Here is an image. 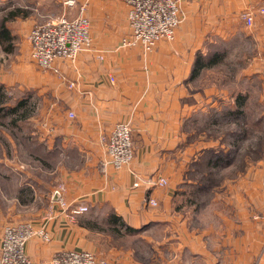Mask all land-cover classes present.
Wrapping results in <instances>:
<instances>
[{
	"label": "crops",
	"instance_id": "0c3cea01",
	"mask_svg": "<svg viewBox=\"0 0 264 264\" xmlns=\"http://www.w3.org/2000/svg\"><path fill=\"white\" fill-rule=\"evenodd\" d=\"M66 1L44 0L48 8L54 2L59 13L76 17ZM72 1L88 3L94 50L74 64H58L60 75L46 71L50 82L39 93L43 123L53 126L46 146L61 160L57 177L66 186L69 209L48 206L49 215L33 222L43 225L49 241L30 240L29 259L50 264L60 251L85 250L108 264H264V157L257 159L249 140L256 122L264 123V0H180L174 40L159 42L146 57L139 49L116 50L129 32L125 5ZM243 10L252 12V28L240 19ZM215 52L247 58L232 72L226 92L218 66L191 75L197 55ZM236 78L244 84L240 94ZM251 88L258 91L257 115L249 107ZM225 105L233 124L223 138L205 125L220 121ZM119 122H129L135 152L129 169L115 170L103 167L102 139ZM228 149L232 159L225 162ZM150 177H164L167 185L145 183ZM149 198L157 207L148 206ZM81 205L88 211L73 215L71 209ZM111 216L139 232L128 234Z\"/></svg>",
	"mask_w": 264,
	"mask_h": 264
},
{
	"label": "rangeland",
	"instance_id": "374dc122",
	"mask_svg": "<svg viewBox=\"0 0 264 264\" xmlns=\"http://www.w3.org/2000/svg\"><path fill=\"white\" fill-rule=\"evenodd\" d=\"M36 3L37 0H0V23L8 19L5 27L12 36L11 42L0 43V98L3 105L0 108V226L16 222L33 223L46 218L49 215L47 209L50 204V193L62 183L57 177L58 167L62 165L61 160L54 148L51 151L46 146V137L50 136L49 132L53 126L50 123H43L40 113L42 97L39 93L42 92L45 83L50 82L51 74L42 71L32 62L27 41L31 26L42 23L37 21V18L45 14L58 16L60 9L54 2V8L52 6L48 8L44 0L39 1L41 5L44 3L43 7ZM75 4L74 9L78 12L81 4ZM86 10L84 14L87 17ZM15 11H19L20 14L10 19L8 15ZM25 13L27 17L22 16ZM75 14H77L76 11L73 15ZM31 18L35 21L34 24ZM221 50H226L225 46ZM230 52L235 56L241 53L232 50ZM246 61V57L240 59L239 57H223V62L218 66L223 73L218 76L225 88L221 92H226L228 84L232 87V72L242 67ZM237 78L235 79L236 91L240 94L243 92L244 84ZM257 92L255 88L247 92L254 100L253 104L249 105L254 115H257L261 109L260 104L255 103ZM248 94L243 93L247 96ZM25 99L28 103L22 105V109L8 114L17 106V102ZM24 112H27L29 117L25 120L19 119L18 116ZM219 114L220 121L207 123L205 126L207 131L220 132L224 138L226 133L231 131L233 121L231 122L232 119L229 117L230 111L227 105L221 107ZM243 123L244 121L238 118L237 124L240 129L243 128ZM263 125L261 121L256 122L254 134L249 136L250 142L255 143L254 154L258 160L264 157ZM46 131L48 134H45ZM241 131V134L245 135V129ZM246 137L245 135L242 139L246 140ZM231 156L232 150L228 149V152L223 155L224 161L231 160ZM116 240L124 244L123 246L126 245L120 238ZM135 253L140 256L141 251L139 252L136 248Z\"/></svg>",
	"mask_w": 264,
	"mask_h": 264
},
{
	"label": "built area",
	"instance_id": "2783aa9c",
	"mask_svg": "<svg viewBox=\"0 0 264 264\" xmlns=\"http://www.w3.org/2000/svg\"><path fill=\"white\" fill-rule=\"evenodd\" d=\"M126 6V22L129 32L123 36L116 50L139 49L146 57L153 53L161 41L172 42L178 25L181 23L180 0H119ZM75 1L64 2L66 8L75 7ZM87 4L78 7L76 17L70 18L65 12L58 16L49 15L41 24L34 25L28 32V49L32 62L42 71H51L60 75L58 64H74L80 54L93 52L90 23L84 12ZM264 13V9L261 10ZM240 19L248 28L253 27V14L243 10ZM102 60L101 53L97 55ZM63 76H60V80ZM69 89L73 88L68 84ZM74 119L73 112L68 113ZM111 133L102 139L106 161L103 167L111 166L115 170L129 169L135 152L131 140L132 128L128 123H116ZM151 186L162 188L167 185L164 177L145 179ZM139 181L133 183L138 187ZM66 186L58 184L50 196L49 208H58L65 212L69 209L66 198ZM148 206L157 207L153 198L147 200ZM85 205L71 209L73 215L87 212ZM0 235V264H35L26 254L27 243L33 238L49 241L43 225L36 226L31 222H16L2 227ZM50 264H108L107 260L89 251L66 250L54 254Z\"/></svg>",
	"mask_w": 264,
	"mask_h": 264
},
{
	"label": "trees",
	"instance_id": "16d2710c",
	"mask_svg": "<svg viewBox=\"0 0 264 264\" xmlns=\"http://www.w3.org/2000/svg\"><path fill=\"white\" fill-rule=\"evenodd\" d=\"M19 11H15V12H11V14H9L8 16L11 18L17 17V15H19ZM22 16L27 17V14H23ZM8 19H6L4 22L0 23V43L3 42H11L12 36H10V33H8L7 28L5 27V22H7ZM225 53L223 52L222 54H220L219 52H215V53H211L208 54L206 56L203 55H197L195 58V64L192 70V78H194L201 70H207L208 68L211 67H215V66H219L221 62H223V57ZM2 98H0V108H2L1 106V100ZM25 103H28L27 100H20L19 102H17V106L13 109H11V111L8 112V114H13L16 111H18L19 109H22V105H25ZM0 113H1V109H0ZM29 115L27 114V112L22 113L20 116H18L19 119H23L25 120L26 118H28ZM112 220H110V222H112L115 225L118 226H122L125 231L130 234V233H138L139 230H135L132 229L131 227H127L126 225H124L122 222L117 221L120 220L118 217L114 216L112 217ZM117 231V230H115Z\"/></svg>",
	"mask_w": 264,
	"mask_h": 264
}]
</instances>
